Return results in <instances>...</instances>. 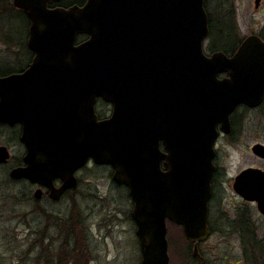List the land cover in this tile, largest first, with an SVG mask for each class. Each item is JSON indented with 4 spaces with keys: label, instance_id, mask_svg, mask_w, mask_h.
<instances>
[{
    "label": "water",
    "instance_id": "95a60500",
    "mask_svg": "<svg viewBox=\"0 0 264 264\" xmlns=\"http://www.w3.org/2000/svg\"><path fill=\"white\" fill-rule=\"evenodd\" d=\"M61 1L14 0L28 19V47L35 58L24 73L0 79V122L23 123L24 89L35 81L33 73L47 74L36 81L47 83L48 97L56 95L61 81L78 83L88 120L70 127L69 141H61L65 128L49 122L48 110L46 147L40 156L26 158L28 166L12 177L47 186L62 179V188H48L59 200L74 189L75 173L90 159L111 166L113 180L127 187L134 203L142 264H169L168 219L184 228L190 242L208 236L216 127L222 124L229 133L238 106L262 105L264 42L250 36L233 57L207 56L204 0H88L83 7L48 9ZM82 35L89 39L76 46ZM71 73L78 77H60ZM224 73L230 77L219 80ZM13 97L18 105L10 108ZM98 99L113 106L110 120H98ZM162 122L174 124L175 135L181 133L187 144L185 165L170 174L175 186L185 188H163L157 173L154 138ZM253 152L264 158V146ZM7 158L0 149V162ZM236 184L246 185L236 190L264 215V173L246 170Z\"/></svg>",
    "mask_w": 264,
    "mask_h": 264
},
{
    "label": "flooded vegetation",
    "instance_id": "af4514ba",
    "mask_svg": "<svg viewBox=\"0 0 264 264\" xmlns=\"http://www.w3.org/2000/svg\"><path fill=\"white\" fill-rule=\"evenodd\" d=\"M87 1L88 0H77L71 4H67V0H62L59 3L51 2L48 4V9H69L71 7H83L87 3ZM213 3H215L218 8V14L215 19L207 10L208 4ZM236 3V0H204L209 26V36L205 41L211 39L212 32L214 31H216L219 37L222 39H230L237 34V30L239 27V13ZM263 3L264 0H254V8L257 12H262ZM9 11L19 12L26 17L24 11L16 9L14 0H0V13H7ZM250 36H258L264 42V37L260 36L259 34H253ZM28 37L29 22L27 40L23 42V45H25L23 68L16 71L0 69V79L14 74H22L31 67L35 58V54L28 47ZM248 37H246L245 39H247ZM88 39L89 37L86 35L79 36L76 46L82 44ZM244 40L240 43L237 49L230 50L232 51V53H230L229 50L213 51L211 49L213 45H211L210 54H207L206 52L205 54L207 56H211L216 52H222L228 57H233ZM29 77L30 79L33 78V80L35 81H30L25 84L22 105L24 110L23 123L16 122L14 124H9L0 122V149L5 148L8 155V158L5 161L0 162V168L4 169L6 176V181L4 183L10 184L14 186V188H28L30 192L29 198L27 197V200L35 205H40L43 201H46L50 206H57L62 201V199L72 193L77 192L78 188H86L89 182L86 172H88V170L93 167H97L107 169V180L110 184V188L128 190L127 187L120 186L113 180L114 170L111 166L95 165L93 160L91 159L82 169L78 170L75 173L76 185L73 187L74 189L66 191L59 200H55L52 198V193L48 188H62V179H55L52 182L51 186H47L44 183L34 182L27 178L15 179L12 177L13 171L20 168H26L28 166L25 161L26 158L31 157L33 154L40 156L42 150L46 147L48 110L50 111L49 122L56 123V125H60L61 127L65 128L64 132H62L61 130V141L63 139H65V141H69L68 139L70 127H73L80 121L88 120L85 100L79 99L78 97V95L80 94L78 83L75 84L69 81H61L57 83L58 86L55 93L56 95L54 97H51L52 94H50L48 97L47 93L49 92V90L47 89V83L36 81L46 78L47 74L33 73L30 74ZM60 77H71V79H73V77H78V74H63L60 75ZM229 77L230 75L228 73L218 75L219 80L227 79ZM11 101L12 103L10 102V108H14L15 105H18L16 104L18 100L14 99V97ZM95 110L99 121L110 120L113 116V106L101 99H98ZM254 113L264 118V101L262 105L255 109L249 108L245 105L238 106L230 116L229 133L223 131L222 124H218L216 127L218 135L214 142V156L212 158V165L214 166L215 170L212 174L210 182L211 197L208 202L207 219L209 233L206 239L199 242H190L187 240L184 228L182 226L175 224L169 219L167 220V240L169 247L171 230H175L187 240V254L193 264H209L208 254L210 246L208 247L207 245H209L210 241L215 238L224 240H238L241 245L240 249L242 250V253H244L245 258L246 256L249 258L248 260H245V263L253 264L252 252H254L256 246L259 245L254 244V242L256 240L259 241L257 235L259 234L260 226V223H258L255 219L254 209L257 211L260 217L259 220L261 219L264 221V215L258 209V204L256 202L248 201L238 193L236 188H245L246 185H237L236 180L246 170L252 169L262 171L264 173V158L254 154L253 152V148L255 146H264V140H257L254 144L248 147L247 151L250 153V156L253 160L252 163L243 166L232 176H229V169L231 167L230 165H232V162L230 161V155H224L223 146L234 145L235 147H237H233V150L236 149V156L238 155V157L241 158L240 160L243 159V139L240 137V135L244 134L245 125L249 123V117ZM163 123L164 122H162L161 124L157 123L154 138V156L156 158L155 166L157 169V173L161 174L163 188H185L186 186L184 185L175 186V179L173 178V176L171 177L170 174L174 173L176 168L177 170H180L182 164L185 165L184 158L188 151L187 144L185 143L181 133H177V135H175L174 124H172L173 126L171 127L168 123ZM178 132H180V130H178ZM261 137L264 139V134H261ZM87 188L91 187L88 186ZM37 193H40V198L36 197ZM132 212L131 219L134 222ZM116 214L117 218H112L111 216L110 218L108 216L105 225L104 222L99 224V230H101V227L106 230L108 234L106 236L107 239H109L111 236L114 237L116 233H120L117 232L120 231L119 224L124 225L126 222V217H118L120 212H117ZM43 215L45 217L53 216L55 220V230L59 231L60 228H57L58 225L62 222L61 211L55 210V212L52 213L44 211ZM73 229L75 230V247L72 248L71 252H75L76 254H78L80 252H85L86 249L87 251H89L86 241H88L87 235L89 233L92 234L91 230H89L88 234L86 235L83 227L80 226L79 221H76ZM57 236H60L59 233L56 234V237H54L55 240H59ZM235 246H232L233 250H235ZM43 255L40 256L42 257V259H44ZM242 262L243 261L237 264H242Z\"/></svg>",
    "mask_w": 264,
    "mask_h": 264
},
{
    "label": "rangeland",
    "instance_id": "374dc122",
    "mask_svg": "<svg viewBox=\"0 0 264 264\" xmlns=\"http://www.w3.org/2000/svg\"><path fill=\"white\" fill-rule=\"evenodd\" d=\"M75 1L67 0V4ZM236 1L239 13L237 34L230 39H222L216 31L212 32L211 39L204 43L207 54H210L211 45L218 51L229 50L232 53L230 50L237 49L246 37L253 34L264 37V3L262 12H257L254 0ZM207 10L214 19L217 17L215 3L208 4ZM27 34L28 22L21 13H0V69L16 71L23 68V42L27 40ZM249 118L244 134L240 135L243 139V159L236 156L233 147H237L234 145L223 146L224 155H230L232 162L229 176L252 163L248 147L257 140H264L261 137L264 134V118L256 113ZM86 173L91 188H78L77 192L62 199L57 206H50L46 201L35 205L27 200L28 188H14L4 183L5 172L0 168V264H142L136 226L131 219L133 202L128 190L110 188L105 168L93 167ZM55 210H60L62 214V222L57 228H60L59 231L55 230L54 217L43 215L44 211L52 213ZM117 212H120L118 217H126V222L119 224L120 231L117 232L120 233L107 239L106 230L103 227L99 230V224L104 222L105 225L108 216L117 218ZM254 215L260 226L257 235L259 241L254 242L259 245L252 252L253 264H264V221L259 220L255 209ZM76 221L80 222L86 235L89 230L92 232L87 235L86 241L89 251L86 249L78 254L71 252L75 247L72 224L75 226ZM58 233L59 240H55ZM169 244L170 264H193L187 254V240L179 232L171 230ZM207 246H210L209 264H237L241 261L246 264L245 260L249 259L242 253L238 240L215 238ZM232 246H235V250ZM42 255L44 259L40 257Z\"/></svg>",
    "mask_w": 264,
    "mask_h": 264
},
{
    "label": "trees",
    "instance_id": "16d2710c",
    "mask_svg": "<svg viewBox=\"0 0 264 264\" xmlns=\"http://www.w3.org/2000/svg\"><path fill=\"white\" fill-rule=\"evenodd\" d=\"M21 15L26 19V17H25L23 14H21ZM26 20H27V19H26ZM211 49H212L213 51H214V50H218V49H214V47H212ZM73 227H74V226H73V224H72V228H73Z\"/></svg>",
    "mask_w": 264,
    "mask_h": 264
}]
</instances>
